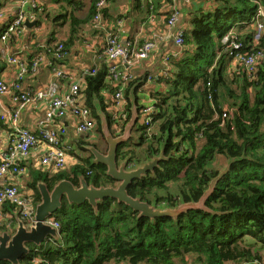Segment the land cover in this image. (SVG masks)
<instances>
[{"label":"trees","instance_id":"obj_1","mask_svg":"<svg viewBox=\"0 0 264 264\" xmlns=\"http://www.w3.org/2000/svg\"><path fill=\"white\" fill-rule=\"evenodd\" d=\"M67 1L74 2L72 8L65 7L52 18L53 23L70 20L71 35L63 40L65 52L76 41L80 26L93 21L100 0ZM139 1L134 0L135 8L156 14L157 0L153 9L148 1L145 5ZM211 1L212 7L191 13L184 22L182 54L169 61L170 75L157 81L163 89H149L155 100L152 126L156 129L149 135L147 127L140 126L143 136L139 141L121 145L118 152L120 161L138 165L158 154L165 143L168 159L161 161L153 173L133 180L128 188L132 197L139 196L162 207L198 202L219 173L214 167L219 158H235L230 171L207 198L209 209H190L177 218L150 219L139 217L138 211L116 198L100 202L97 212L88 201L76 206L64 199L63 207L53 216L61 224L60 241L50 240L40 247L31 245L30 252L20 259L21 264H263L264 63L254 75L241 64L230 71L228 45L235 40L243 43L245 52L252 47L264 49V33L256 43L254 25L258 15L264 21L260 13L264 0ZM85 8L86 18L80 21L75 12ZM102 12L105 16L106 9ZM166 13H171V7ZM235 27L239 29L231 40L222 42ZM48 47L50 59L65 61L51 55ZM96 66V72L84 79L83 91L102 135L94 100L99 98L111 125L104 90L113 95L115 89L106 84V63L92 68ZM229 71L234 74L231 78ZM142 78L130 81L127 98L130 87ZM86 139L81 137L76 144H89ZM133 145L141 146L140 151ZM91 159L89 152L78 155L77 164L56 174L32 168L27 186L33 190L34 204L40 201V180L51 189L64 178L77 185L79 174L94 185L114 184L106 175V166L92 165ZM173 184L178 187L176 192L171 189ZM4 211L13 213L15 207L5 204ZM4 228L0 227V232Z\"/></svg>","mask_w":264,"mask_h":264},{"label":"built area","instance_id":"obj_2","mask_svg":"<svg viewBox=\"0 0 264 264\" xmlns=\"http://www.w3.org/2000/svg\"><path fill=\"white\" fill-rule=\"evenodd\" d=\"M28 1L32 3L33 10L36 8L38 11L40 10L36 0H26L25 3ZM140 1L144 5L148 1L150 9L154 8L156 2V0ZM170 1L172 5L171 13L166 15V24L177 27L181 16L177 3H190L193 0ZM107 5L108 0L98 1L93 20L97 27L105 29L106 39L100 57L107 63L106 84L115 89L110 102L113 110L111 112L112 124L110 127L115 130V135L118 136L124 132L125 123L130 116L126 89L130 81L136 78L129 66L137 65L148 59L156 48L160 37H152L142 44H135L132 40L124 41L120 31L121 25L125 23L124 18H118L111 23L110 27L101 25L102 11ZM29 16L30 14L23 8L16 12L15 9L0 4V27L4 25L0 38L7 41L14 34L23 31L26 28L25 22L29 19ZM6 18L7 23L5 24L4 20ZM258 34V37L256 35V43L261 36V32L258 31ZM184 36V29L180 26L174 33V44L180 48V52L175 51L166 56L165 66L169 65L172 58L181 56V50H183L185 42ZM232 36V34L226 35L223 42H229ZM85 46L91 47V44L86 41ZM228 47L234 62L241 64L250 75L256 74L259 65L264 63V49L255 50L252 47L251 51L245 52L243 43L235 40L231 41ZM48 52L58 59L67 58L68 56L63 42L56 43L55 46H49ZM3 57H5L6 63L16 66L13 80L9 81L4 77H0V122L9 128L7 148L0 155V227L5 226L6 229L12 231L16 224L13 217L14 212H18L20 218L25 222H31L36 211L37 205L34 204L32 190L29 192L24 191L19 182L15 181L16 178L28 173L24 163L30 158L32 151L38 149L39 145L46 146L47 149L40 158V167L43 171L56 174L60 171L70 170L73 165L77 164L78 155L76 159L71 157L74 149L69 143L65 142V136L69 132L65 121L69 118L73 119V129L78 137L85 135L90 137L96 131L97 122L93 117L92 110L85 103L83 83L86 76L95 73L98 68L96 66L92 69H82L73 73L65 65L59 63L58 60L53 61L50 59L47 52L37 54L31 61H27L20 56H7L6 54ZM42 65L49 68L56 80L50 82L46 88L38 90L25 88L24 80L29 76L37 75ZM169 75V67H165L162 72L151 74L147 79L157 82ZM61 81L68 82L66 90H62ZM4 97L10 99L11 106L9 108L4 105ZM41 102H47V105L45 116L39 122L38 131L21 125L22 110L29 104L37 105ZM140 109L139 125L147 127V133L150 135L156 108L154 105L149 104ZM225 116H227V112L224 113ZM5 204L13 205L15 211L13 213L4 211ZM46 222L54 225L59 231L61 224L55 221L54 218H48Z\"/></svg>","mask_w":264,"mask_h":264},{"label":"crops","instance_id":"obj_3","mask_svg":"<svg viewBox=\"0 0 264 264\" xmlns=\"http://www.w3.org/2000/svg\"><path fill=\"white\" fill-rule=\"evenodd\" d=\"M36 1H39V11L36 10L37 8L33 10V5L32 3H30V1L25 3V1L20 0H0L1 4L15 9L16 12L17 10L19 11L23 8L28 14H30L29 19H31L30 23L26 24V28L23 31L18 34H14V36L8 39L7 41L2 40L0 38V77H4L9 81L15 78L14 73L16 70V66L6 63L4 60L5 57H3L4 54H6L7 56H20L27 61H31L33 58L36 57L37 54L46 52L44 50H46L48 46H55L57 42L63 41V39L67 40L71 35L72 27L70 24V20H66L65 24H62V22L58 20L54 21L53 23L52 18H55V15L52 17L50 12H52L53 14H57L62 12V9L65 7H69L71 9L74 2H68L67 0ZM111 2L110 0H108V6L105 8V16L103 14V19L101 23L102 26L110 27L111 23L115 22L118 18H124L125 23L121 25L120 29L124 41L133 40L135 44H142L143 42L147 41V39H150L152 37H160V39H158L156 48L152 51V54L150 55V57H148L147 60H143L137 65L129 66V69L134 72L137 78H144L140 80V85H138V87L136 88L137 103L139 109L145 105H154L155 100L152 98L151 90L149 89L160 91L163 89V87L160 83L147 79V75H151L154 73L156 74L162 72L163 68H168L169 65L165 66L164 62L166 56L175 51L180 52V48H178L174 44V33L180 26L183 27L184 22L187 18L190 17L191 13L202 9L203 7H212V1L193 0L190 3H177V7L180 8L181 15L179 17L177 27L169 26L168 24H166L167 13H164L167 8L171 7H169L170 2H168L167 0H157L158 10L156 14H151L147 11L143 12L142 10H139L136 7L135 11H129L127 14L122 13L119 15V17L115 15L114 12H112L110 4ZM131 4L133 5V0H131ZM75 14L77 15L76 17L79 18L80 21H82L86 18V8L81 12H75ZM6 21L7 18L4 20L5 24L7 23ZM36 21L37 24L34 25V22ZM76 33V41L73 42V45L69 48L68 56L66 59H64L65 61L63 60L64 64H62L74 73L78 70L92 68V66H95L98 63H104V59L100 56L102 55L101 51L104 48L106 39L105 29L97 27L96 23L93 20L89 24L80 26ZM61 34L62 36L59 37V35ZM86 41L91 44V47L85 46ZM55 80L56 79L54 78L53 74H51L49 68L46 65H42L40 70L37 72V75L29 76L24 80V86L28 89L38 90L41 88H46L50 82ZM67 86L68 82L61 81L62 90H66ZM104 95L108 100L107 109L112 112V105H109L112 99V95L105 90ZM128 98V107L130 109V99ZM3 100L4 105L9 108L11 106L10 99L8 97H4ZM46 105L47 102H41L37 105H27L22 110V116L20 117L21 125H23L24 127H28L34 131H38L39 122L45 116ZM65 124L67 126V129H69L68 135L65 136V142L69 143L73 147L74 151L71 157H74L76 159V156L81 155L82 153H79L76 150V146H78L76 144V142L78 141V136L75 137L76 134L73 129V119H67L65 121ZM110 128L112 130V133L115 135V130L112 127ZM135 129H139V127L135 126L133 131ZM80 137H85L87 138L86 140H89V136L87 135ZM8 141L9 128L2 124V122H0V155L6 150ZM131 141L132 138L128 143H131ZM46 149V146L39 145L38 149L33 150L30 158L24 163V165L27 167L28 173L26 175L21 176L20 178H16L15 180L19 182V184L24 188V191L26 192L32 190L29 186H27L29 173L32 168L37 170L42 169V167H40V158L42 157ZM84 152L85 151L83 150V153ZM75 159L73 160L75 161ZM6 214L8 215V213ZM259 247L260 245H257V248ZM260 251L264 256V248ZM262 263L264 264V261Z\"/></svg>","mask_w":264,"mask_h":264},{"label":"water","instance_id":"obj_4","mask_svg":"<svg viewBox=\"0 0 264 264\" xmlns=\"http://www.w3.org/2000/svg\"><path fill=\"white\" fill-rule=\"evenodd\" d=\"M30 23L27 19L25 24ZM37 21L34 22V25ZM140 82L135 83L130 87L129 99L131 117L126 123L125 130L121 135H114L110 128L108 115L102 108V104L98 97H95L94 106L100 118V125L104 135V140L107 147L106 151H102L96 145H85V149L92 154L91 164H102L106 166V175L110 177L114 184L106 186L104 184L94 185L89 182L85 175L79 174V183L76 185L70 179L64 178L59 180L51 189L45 181L40 180L37 187L40 193V201L37 203L36 211L31 222L22 220L18 212L13 213L15 226L13 230L4 229L0 232V262H9L11 264H21L20 259L28 254L31 250V245L42 246L43 243L53 240L60 241V232L58 229L46 222V219L53 218L54 214L63 207L64 199L70 205H81L88 201L92 204L95 211H98V204L107 198H116L117 201L124 202L134 210L139 212V217L144 216L150 219L156 217H174L177 218L184 212L190 209L207 210V198L216 189L220 180L227 174L231 166L235 163V158L228 160L229 164L225 170L218 173L211 179L208 188L204 191L199 201L183 202L176 206L162 207L157 204H150L141 200L139 196H131L128 192L129 186L133 180L140 179L153 173L160 162L168 159L165 156V143L158 154L139 163L136 166L128 164L127 160H119L118 152L121 145L128 143L132 138V131L135 126L138 127V119L140 109L137 103L136 88ZM140 128V127H139Z\"/></svg>","mask_w":264,"mask_h":264},{"label":"rangeland","instance_id":"obj_5","mask_svg":"<svg viewBox=\"0 0 264 264\" xmlns=\"http://www.w3.org/2000/svg\"><path fill=\"white\" fill-rule=\"evenodd\" d=\"M20 1H26V0H20ZM110 2H111V0H110ZM110 4H111L112 12H114V14L117 15L118 17L122 13L127 14L129 11L130 12L135 11V2H134V0H133V5L131 4V0H112V2ZM120 5H121V7H120ZM260 13H261L262 16H264V7H262L260 9ZM50 14H51L52 17L55 15L52 12H50ZM254 25L256 26V32H257V34H258V31H260L261 34L264 33V21H262L261 16L258 15L257 17H255V23H254ZM238 29H239L238 27H235V29H233L232 31H230V33H234L235 34ZM258 35H257V37H258ZM61 36H62V34L59 35V37H61ZM60 42H63V41H60ZM60 42H57V43H60ZM230 71H232V70L230 69ZM230 71L228 72L229 73L228 76L231 78V77H233L234 74L231 73ZM140 123H141V121H140ZM100 128H101V125H100ZM155 129H156V127L152 126V129H151L150 134ZM97 130L94 132L95 134H91L90 135L88 142L94 143V142L97 141V142L103 144V142L100 141L101 138L105 139L104 138V135H103V132H102V135H100L99 132H98L99 130L98 131ZM141 135H142V131L141 130H138V129H135L133 131V137H132L131 143H134V142L139 141ZM75 137H76V135H75ZM79 138H81V137H77V139H79ZM105 146H106V148L108 147L107 145H105ZM133 146H135V148L140 151L141 146H139V145H133ZM76 150H77V152L82 153V155L87 154V152H84L83 153V150L80 149V145L79 146H76ZM139 153H141V152H139ZM228 164H229L228 159H226L225 157L224 158H221V159L219 158V160L217 161V163H216V165L214 167L219 170V173H221V172H223L225 170V168L228 166ZM171 189H172L173 192H176L178 190V187L175 184H173ZM125 264H127V263H125Z\"/></svg>","mask_w":264,"mask_h":264},{"label":"flooded vegetation","instance_id":"obj_6","mask_svg":"<svg viewBox=\"0 0 264 264\" xmlns=\"http://www.w3.org/2000/svg\"><path fill=\"white\" fill-rule=\"evenodd\" d=\"M96 127H97V126H96ZM96 130H97V129H96ZM100 138H101V137H100ZM100 141H102L103 144H102V143H99V142H97V141L94 142V143L89 142V144H90V145H94V146L96 145V147H99L102 151H106L107 148H106V146H105V145H106V144H105V140H104L103 138H101ZM85 145H86V144H82V145H80V147H81L82 150L85 149ZM87 145H88V144H87ZM85 150H86V149H85ZM85 150H84V151H85ZM85 152H86V151H85ZM87 152H89V151H87ZM89 153H90V152H89ZM90 154H91V153H90Z\"/></svg>","mask_w":264,"mask_h":264},{"label":"clouds","instance_id":"obj_7","mask_svg":"<svg viewBox=\"0 0 264 264\" xmlns=\"http://www.w3.org/2000/svg\"><path fill=\"white\" fill-rule=\"evenodd\" d=\"M0 4H1V3H0ZM142 4H143V3H142ZM2 5H3V4H2ZM3 28H4V25L1 26V28H0L1 33H3V30H4ZM230 34L234 35V33H229V34H226V35H230ZM226 35H225V36H226ZM225 36H224V37H225ZM224 37H223V38H224ZM222 42H223V39H222ZM224 43H225V42H224ZM228 46H229V45H228ZM229 51H230V48H229ZM230 56H231V58H232V61H231V64H230V66H229V69H231V70L233 71V70H236L235 67H236L238 64L234 62L233 57H232V55H231V51H230ZM235 64H236V65H235ZM138 120H139V119H138ZM138 123H139V121H138ZM138 123H137V124H138ZM138 127H140L139 124H138ZM81 155H82V154H81ZM81 155H79V156H81ZM132 166H135V165H131V167H132ZM52 241H53V240H52Z\"/></svg>","mask_w":264,"mask_h":264},{"label":"bare ground","instance_id":"obj_8","mask_svg":"<svg viewBox=\"0 0 264 264\" xmlns=\"http://www.w3.org/2000/svg\"><path fill=\"white\" fill-rule=\"evenodd\" d=\"M140 2V1H139ZM108 6V5H107ZM143 7V6H142ZM156 8V7H155ZM96 9V8H95ZM143 9V8H142ZM149 12V11H148ZM12 22V21H11ZM100 31V30H99ZM133 41V40H132ZM45 49V48H44ZM44 51H46V50H44ZM51 54V53H50ZM52 55V54H51ZM44 66V65H43ZM169 67V66H168ZM170 70V69H169ZM105 89V88H104ZM114 91V90H113ZM109 92V91H108ZM115 92V91H114ZM110 94H112L111 92H110ZM109 110V109H108ZM155 116V115H154ZM158 129V128H157ZM159 130V129H158ZM143 136V135H142ZM144 138V137H143ZM175 141V140H174ZM136 165V164H135ZM90 174V173H89ZM93 174V172L91 171V175ZM89 176V175H88ZM90 182V181H89Z\"/></svg>","mask_w":264,"mask_h":264}]
</instances>
